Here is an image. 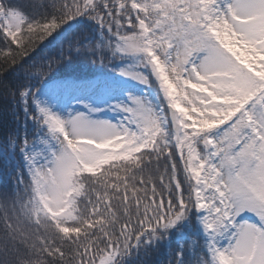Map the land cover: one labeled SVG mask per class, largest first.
I'll return each mask as SVG.
<instances>
[{
    "label": "snow or ice",
    "instance_id": "6c2138e0",
    "mask_svg": "<svg viewBox=\"0 0 264 264\" xmlns=\"http://www.w3.org/2000/svg\"><path fill=\"white\" fill-rule=\"evenodd\" d=\"M0 264H264V0H0Z\"/></svg>",
    "mask_w": 264,
    "mask_h": 264
},
{
    "label": "trees",
    "instance_id": "16d2710c",
    "mask_svg": "<svg viewBox=\"0 0 264 264\" xmlns=\"http://www.w3.org/2000/svg\"><path fill=\"white\" fill-rule=\"evenodd\" d=\"M0 190H2V187H0Z\"/></svg>",
    "mask_w": 264,
    "mask_h": 264
}]
</instances>
